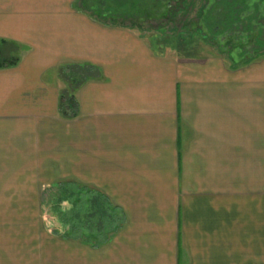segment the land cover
Returning a JSON list of instances; mask_svg holds the SVG:
<instances>
[{"label":"crops","instance_id":"crops-1","mask_svg":"<svg viewBox=\"0 0 264 264\" xmlns=\"http://www.w3.org/2000/svg\"><path fill=\"white\" fill-rule=\"evenodd\" d=\"M107 23L82 0H0V40L25 47L0 69V264H264V55L182 56ZM77 64L93 73L66 119ZM69 180L120 208L108 240L38 223Z\"/></svg>","mask_w":264,"mask_h":264},{"label":"trees","instance_id":"trees-1","mask_svg":"<svg viewBox=\"0 0 264 264\" xmlns=\"http://www.w3.org/2000/svg\"><path fill=\"white\" fill-rule=\"evenodd\" d=\"M172 1L176 2L175 10L181 11L188 10L194 3L193 0L190 2L188 0H82V9L106 24H109L107 22L115 24L119 18L137 19V23H143L149 19L168 17L175 13L172 9ZM262 9L256 0L254 3L252 0H207L200 9L196 30L217 37L228 36L232 41L237 39L234 49L240 59L247 56L241 62L242 65H247L260 55H264ZM129 26L135 28L133 24L129 23ZM249 46L252 47V54H249L250 51L246 48ZM24 49V46L14 41L0 40V69L16 66L21 60ZM92 73V65H66L61 68L60 76L67 84L61 92L59 102V113L63 118L72 119L78 115V103L74 91ZM84 192L92 196L87 198L83 208L76 210L75 207L82 200ZM60 203L74 208V214L67 217L62 224L66 226L65 235L73 233L77 227L88 228L89 233H85L87 239L102 243L122 227L119 207L95 189L79 184L74 186L72 180L60 182L45 192L42 199L43 210L49 214ZM92 235H98L99 238Z\"/></svg>","mask_w":264,"mask_h":264},{"label":"rangeland","instance_id":"rangeland-1","mask_svg":"<svg viewBox=\"0 0 264 264\" xmlns=\"http://www.w3.org/2000/svg\"><path fill=\"white\" fill-rule=\"evenodd\" d=\"M193 1L194 3L192 6H189L188 10L183 9L185 11L175 10L176 2L172 1V9L175 10V13L168 17L149 19L143 23L138 22L139 24L137 23V19L131 20L129 18H119V20L115 22L135 25V30L141 34L147 43L158 51L162 50L168 53L171 51L182 56L191 55L197 56V58L209 55H222L226 57L229 62H235L234 60L238 62L239 57L232 52L236 50L234 47L236 46L237 39L232 41L228 36L217 37L205 31L200 32L196 30L200 9L207 0ZM252 1L254 3L255 0ZM188 2H190V0H188ZM256 2H259L264 13V1L256 0ZM246 48L250 51L249 54H252V47L249 46ZM246 58L247 56L241 58V62ZM90 196H92V194L84 192L82 200L77 203L75 207L76 210L83 208L85 201ZM41 207L43 210V206ZM73 212V207H66V204L62 205L61 203L59 206L52 209L51 214L43 210L42 216L41 210L39 209V216H37L39 220L38 223L48 226L50 230H53V228H57V224H63L67 217L72 216L74 214Z\"/></svg>","mask_w":264,"mask_h":264}]
</instances>
